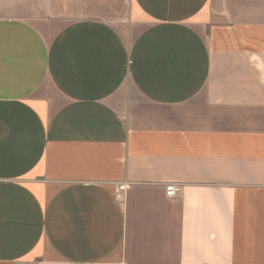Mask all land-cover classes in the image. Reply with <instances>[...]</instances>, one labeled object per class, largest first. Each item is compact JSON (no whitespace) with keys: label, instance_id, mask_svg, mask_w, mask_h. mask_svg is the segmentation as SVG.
<instances>
[{"label":"crops","instance_id":"1","mask_svg":"<svg viewBox=\"0 0 264 264\" xmlns=\"http://www.w3.org/2000/svg\"><path fill=\"white\" fill-rule=\"evenodd\" d=\"M0 264H264V0H0Z\"/></svg>","mask_w":264,"mask_h":264},{"label":"built area","instance_id":"2","mask_svg":"<svg viewBox=\"0 0 264 264\" xmlns=\"http://www.w3.org/2000/svg\"><path fill=\"white\" fill-rule=\"evenodd\" d=\"M124 189H125V185H121L118 187V191H122ZM176 190L177 189L174 184H169L168 186H166V195L172 197L176 192Z\"/></svg>","mask_w":264,"mask_h":264}]
</instances>
